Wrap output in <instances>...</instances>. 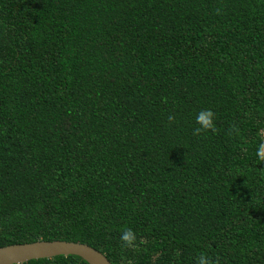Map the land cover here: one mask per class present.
I'll return each instance as SVG.
<instances>
[{
    "label": "trees",
    "instance_id": "obj_1",
    "mask_svg": "<svg viewBox=\"0 0 264 264\" xmlns=\"http://www.w3.org/2000/svg\"><path fill=\"white\" fill-rule=\"evenodd\" d=\"M261 130L264 0H0V247L264 264Z\"/></svg>",
    "mask_w": 264,
    "mask_h": 264
},
{
    "label": "water",
    "instance_id": "obj_2",
    "mask_svg": "<svg viewBox=\"0 0 264 264\" xmlns=\"http://www.w3.org/2000/svg\"><path fill=\"white\" fill-rule=\"evenodd\" d=\"M57 256H77L88 264H112L102 252L80 242L40 240L0 247V264H24Z\"/></svg>",
    "mask_w": 264,
    "mask_h": 264
},
{
    "label": "clouds",
    "instance_id": "obj_3",
    "mask_svg": "<svg viewBox=\"0 0 264 264\" xmlns=\"http://www.w3.org/2000/svg\"><path fill=\"white\" fill-rule=\"evenodd\" d=\"M215 113L212 110H201L196 118V122L200 127L195 128L193 131L194 136H200L203 133H207L209 131H215V124L213 123ZM169 123H173L175 118L171 115L168 116ZM264 132V130H261ZM256 156L259 161L264 162V140L257 146ZM120 241L123 247L125 248H133L136 245V234L135 232L128 228L122 231L120 236ZM197 264H214L211 258L207 257L205 253H201L197 257Z\"/></svg>",
    "mask_w": 264,
    "mask_h": 264
}]
</instances>
